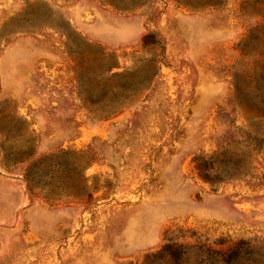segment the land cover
<instances>
[{
  "label": "rangeland",
  "instance_id": "1",
  "mask_svg": "<svg viewBox=\"0 0 264 264\" xmlns=\"http://www.w3.org/2000/svg\"><path fill=\"white\" fill-rule=\"evenodd\" d=\"M167 243L264 264V0H0V264Z\"/></svg>",
  "mask_w": 264,
  "mask_h": 264
},
{
  "label": "trees",
  "instance_id": "2",
  "mask_svg": "<svg viewBox=\"0 0 264 264\" xmlns=\"http://www.w3.org/2000/svg\"><path fill=\"white\" fill-rule=\"evenodd\" d=\"M37 174L38 173L36 172L35 175ZM26 180L29 181L27 174ZM155 254H160L162 256L163 264H178L181 260L180 246L172 245L169 243L163 245L161 249Z\"/></svg>",
  "mask_w": 264,
  "mask_h": 264
}]
</instances>
